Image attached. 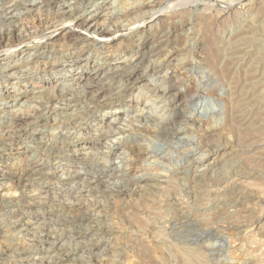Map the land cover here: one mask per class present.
<instances>
[{"label":"rangeland","instance_id":"374dc122","mask_svg":"<svg viewBox=\"0 0 264 264\" xmlns=\"http://www.w3.org/2000/svg\"><path fill=\"white\" fill-rule=\"evenodd\" d=\"M98 1L105 7L112 2L119 5L115 4L119 8H115L116 12L119 10V18L110 27L123 31L121 34L124 35L109 44L91 46L82 52L68 41L67 36H61L63 32L53 39V46L46 48L45 45L38 44L32 36L34 32L46 28L45 33L55 34L64 23L72 19L62 12L58 1L50 7L41 6L17 23H0V121L5 119L3 115L6 113V105L10 106V110L16 111L21 109L22 103L29 101L28 104H32L35 111L33 117L15 120L11 125L2 124L0 127V193L16 196L17 203L13 208L18 210L14 217L9 216L6 203L0 200V264H50L43 247H48L52 241L57 240L62 230L61 221L66 219L77 222L74 229L84 235L80 241L89 244L74 255L75 259H69L64 264H264V59L257 58V45L260 41L253 38L242 43L246 49L240 45V51L230 60L224 57L222 61L214 62V56L211 55L214 54L216 46L211 41V34L217 29L223 32L218 35L221 46H225L224 38H229L228 33L245 22L257 27L261 32L258 31L261 40H264V0H201L198 5L190 0L186 8L176 12L177 15L174 12L164 15L165 23L172 25V31L170 43L162 48L159 56L147 58L126 78L114 81L99 90L100 93L93 95L92 91L101 87L96 83L95 68L101 66L108 70L118 63L134 61V45L160 28L159 20L155 19L156 16H151V0ZM210 1L213 4L209 5ZM231 2H235L234 7L227 6ZM21 9L24 11V7L19 8ZM130 9L135 11L125 17L124 13ZM102 10L99 8L96 11ZM122 14L124 17H121ZM37 17L42 20L41 26L37 24ZM104 17H100V22ZM142 21H145V25ZM16 25L17 29H22L20 31L23 34H28V43L20 45L18 37L1 34L5 28ZM35 53L40 55L37 57ZM168 58V61L172 59L169 67L163 64V60ZM199 60H202V65L192 67L186 73L181 69L180 63ZM13 64L17 66L10 70ZM210 73L216 78L215 83L207 80ZM168 74L174 75L176 91L181 93L180 110L189 114V95L195 89L205 88L206 84L211 83L213 87L202 92L200 98L208 96L214 98V101L221 99L222 113L210 114L194 126L189 121L180 122L178 126L183 128L181 137L190 141L183 143L179 140L180 136L174 138L172 148L168 149L172 151V157L165 155L167 159L144 157L134 162L131 146L127 145L121 150L122 156L99 153L98 150H101V145L106 140L102 131L113 127L109 120H116L115 117L120 116L119 121H124L122 118L128 110V116H132L127 121L130 126L136 122L141 111L160 119L168 116L169 101L174 95L162 100L153 96L148 89L152 84L164 83ZM79 75H83L81 81L75 77ZM70 82L76 83L74 89L79 94L81 91L83 95L84 89L87 96L91 95V98L82 102L81 107L86 110L83 115L80 112L79 116L72 118L74 125L69 122L62 124L64 116H67L66 112L69 113L72 109L64 112L59 107H45L47 98L54 94L58 96L60 88ZM77 83L84 87H78ZM221 88L222 93H219ZM39 90L41 91L37 93ZM112 94L116 97L104 104L106 97ZM100 102L103 106H100ZM243 106H251L252 109L254 107L252 114H246L248 110L242 111L240 107ZM114 109L119 113L109 115ZM39 115L42 116L43 135L46 138L33 139L23 134L21 128L31 124ZM151 131L147 136L153 137L156 134V131ZM59 132L68 134L69 142L55 140ZM206 139L223 145L225 153L217 156L209 153L203 145ZM187 148L196 149L194 157L198 165L195 172L209 169L210 174L215 173L216 180L202 185L199 182L194 183V170L184 178L177 174L184 164L181 160ZM74 150L78 155H75ZM121 157V171L108 168L112 160H121ZM46 162L51 164L48 166L51 169H47L53 173L51 178H43V175L39 178L29 176L27 171L35 170ZM153 162L158 168L148 166ZM75 171L83 173L69 181H63L60 185L56 182V174H73ZM150 172L166 173L171 182H163L160 189L133 184L130 191L122 196L98 192H82L81 196L79 193L94 179L101 184L117 181L121 177L134 182L141 174ZM192 184L205 192L203 199L199 195L201 191L189 189L193 187ZM232 186L240 189V192L242 190L240 197L229 195L228 191ZM15 217L31 220L28 229L21 235L20 232L9 229L10 222L17 220ZM198 219L199 224L191 222ZM99 228L102 229L98 230ZM98 232L100 234H95ZM12 244L20 246L21 252L11 253L9 249ZM207 245H220V251L213 253L208 250Z\"/></svg>","mask_w":264,"mask_h":264},{"label":"bare ground","instance_id":"6f19581e","mask_svg":"<svg viewBox=\"0 0 264 264\" xmlns=\"http://www.w3.org/2000/svg\"><path fill=\"white\" fill-rule=\"evenodd\" d=\"M56 1H58V3H60L62 12L68 14L69 17H72V19L69 22L64 23L63 25L61 24L62 26L57 30V32L55 34L54 33H45L46 30H47V28L44 29V30L43 29H40V30L34 32V34H32V36L34 37V39L36 40V42L38 44H40V45H45V48L46 47H50V45L53 46L52 45L53 39H56L57 34L58 33L59 34L60 33L62 34V32H63V35H61V36H64V37L67 36L68 39H69L68 41L71 42L73 45L77 46L79 48L80 52H82L83 50H85L87 48H90L91 46H97L98 44H109L110 42H112L116 38L120 37V35H122V36L124 35V34H121L123 31L120 32V30L115 29V28L113 30L112 27H110V26H113L115 20H117V18H119V14L117 13L119 10H117V12H116V9H115V8H118V7H115V4L116 3L115 2L114 3L112 2V4H111L112 6L111 5H107V7H105L104 5L102 6L103 3L101 4L98 0H0V23L1 22L17 23L18 21H22V18L25 17L26 15H30L29 13H31V14L34 13L41 6L50 7ZM200 1L201 0H192V2H194L197 5H198V3H200ZM189 2H191V1L190 0H151V4L153 6V10H152L153 12H152V15L151 16L152 17L156 16L155 19H158L159 20L160 28H159V26L157 28H159L160 30L157 29L156 31H152L153 33H151L150 35L148 34L145 37L143 36L144 38L141 39V41H139L138 44H135L134 45L133 52L136 54V58H135L134 61H131L129 63H118L116 65H113V67H111L108 70H104L101 66L100 67L97 66L95 68L96 77H97V79H96L97 82L96 83L99 84L101 87L99 89H97V90H94V91H92V89H91L93 95H95L96 93L98 94L99 90L103 89L105 86L113 83L114 81H120L123 78H126V76L129 75V73L137 65H139L142 62H144L147 58H150V57L155 56V55H158L159 56L160 52L162 51V48L163 47L165 48V46H167L170 43V33L172 31L171 30V26L172 25L170 26V24H166L165 23V19L163 18L164 15H171L172 12L176 13L178 10L186 8L188 6V3ZM208 4L211 5L213 3H211V1H210ZM116 5H118V4H116ZM227 6L234 7L235 6V2H231ZM20 7H24V11L22 9L19 10ZM99 8H102L103 9L102 12L96 11ZM120 10H121V8H120ZM133 10L134 9H130V10L126 11V13H124L125 14L124 16L127 17L129 14H131L132 12L135 11V10L134 11ZM236 11H237V9H236ZM1 12H4V15H1ZM176 15H177V13H176ZM124 16L122 14L121 17H124ZM151 16H150V18H152ZM235 16H236V14H235ZM100 17L101 18L104 17L103 21L101 20L102 22H100V19H101ZM252 17H251V19H252ZM246 18H248V17H246ZM35 19L38 22L37 24H39L41 26L42 20H38L39 19L38 17L35 18ZM249 20H250V18H249ZM250 21H252V20H250ZM142 24L145 25V21H142ZM239 26H241V27L239 28ZM239 26H238V28H235V30L230 29L232 31L230 33H228V34H230L229 38L228 37L227 38L226 37L224 38V39H226L224 41L225 44H223L225 46H221L220 41L218 39V37L220 36L219 35V32L223 33L222 30L219 31L217 29L216 31H213L212 32V34H211V41L214 44L216 43L215 50H213L214 51V54H211L212 56H214L212 58V60H214V62H216V61H218V62L219 61H222V59L224 57L227 58V59H229V60L230 59H233V57L240 51V45H242V43H244V42L247 43V41H250L251 39L253 40V38H255L256 41H260L259 44L257 45V58L258 59H264V40L263 41L261 40L262 37H260L261 36L260 35V33H261L260 30H258L257 27H254V26L250 25L248 22H245V24H243V25L241 23V24H239ZM12 27L13 26H10L7 29L5 28V30H2L1 29L2 30L1 34L2 35H6L7 37H14V36L16 38L18 37V40L17 41H19V44L20 45L25 44V43H28V41H26V39H27L26 37L28 36V34H26V33L23 34L22 31H20L21 28L20 29L19 28L17 29V25L15 27H13V28ZM13 29H16V30H13ZM25 32H26V30H25ZM256 36H258V37L256 38ZM257 39H259V40H257ZM211 45H213V44H211ZM242 46L244 47V45H242ZM247 46H248V44H247ZM251 46H252V44H251ZM253 46H254V44H253ZM252 48L250 47V49H252ZM247 50H249V49H247ZM34 55L38 57L40 54L35 53ZM171 56H172V54L169 56V58ZM9 57H12V56H9ZM169 58L167 60L164 59L163 60L164 62L162 61L163 64H166L168 67L170 66V63L172 61V59L170 61H168ZM201 63H203L202 60H199L198 62H196V61H185L183 63H180V65H181V69H183V71L186 73V71L192 69V67H195L197 65H202ZM223 64H224V62H223ZM16 66L13 64V66L10 67V70H12L13 68H15ZM236 66H237V64H236ZM246 67H248V65ZM153 68H154V70H156V67H153ZM254 71H251V72H254ZM259 73H257V74H259ZM231 74H234V73L231 72ZM242 74H245V73H242ZM83 75H79V76H75V77H77V80L78 81H81L82 78H83ZM228 76H229V74H228ZM240 77H242V76L240 75ZM207 80L210 81L211 83H215L216 82V78L214 77V75L212 73H210V74L207 75ZM211 83L206 84V81H205V84H206L205 85V88H203V87L202 88H197V89H195V91L191 95H189L190 97H189L188 100H189V103L191 104V108H190V113L188 114L186 111L180 110L181 101L179 100V96H180L179 94H181V93H180V91H176V87H175L176 83L174 81V75L168 74L165 77V82L164 83H162L161 85L158 84V83H155V84H152L151 86H149V88H148L149 91L151 92V94L153 96H155L156 98H158V99L160 98V99L164 100V99H168L172 95H174V98L171 99V101H169L170 103L168 102L169 103V109H168V114H167L168 116L163 117V118L160 119V118H157V117L152 116L149 113H145V112H142L141 111V113L137 116L138 118H136L137 119L136 122L132 126H130V125L127 124V121H130V119H131L130 118L131 115L128 116V113H129V110H128L127 111V114L125 116H123V118H122V120H124V121H119V117L120 116H117V117H115L117 121L116 120H112V119L109 120V122L111 123L110 125L113 124V127L110 126L108 129H104V128H103L104 130L102 129L103 130L102 131V135H104V137H105L106 140L101 145V150L102 151L101 150L100 151L98 150V152L99 153H103V154H107V155H110V156L111 155H121L122 156L123 153H122L121 150H123L125 148V145H127V146H131V150L130 151L134 154V155H132V157H133L132 158V161H134V162H137L138 160H140V159H142L144 157L153 158V159L155 157H165L166 158L165 155H170L172 153V151H170L168 149L169 148H172V142L174 141L173 140L174 138H177V137L180 136L179 137V140L181 142H183V143L184 142L189 143V141H190L189 139H185V137H183V136H182L183 138L181 137V135L183 134V128L181 129L178 126L180 122H183V121L187 122V121H189V122H192L190 125H193L194 126L195 123H200L201 121H204V119L205 118H208L210 114L214 115V114H220V113H222L223 103H222L221 99L219 101L218 100L214 101V98L208 97V96H207V98L205 96H204L205 98H200V95L202 94V92H204L206 90H210L213 87L211 85ZM68 84L69 85H66L65 84V86H63L62 88H60L61 90H60V92H59L60 94L58 96L54 94L52 97H48L47 98V102L45 103L46 106L45 105L44 106L47 107V108L49 107L50 109H54V108L55 109H58V107H59L61 109V111L62 110L64 111V110H67V109H72L69 113L66 112L67 116L64 114L65 116H64V118L62 120V124H65V123L69 122L70 125H74L75 123H73V119L72 118L73 117L75 118L80 112L83 115V113L86 110H83L82 109V107H81L82 102H84L88 98H91L90 97L91 95L87 96V93H86V91L84 89H82L83 92H84L83 95H82L81 91H80V94L78 93V91L76 92V90L74 89V84H76V83H71L70 82ZM89 84H92V82H90ZM252 84H253V82H252ZM77 85H79L78 87H80V88H83L84 87L83 84L80 85V83H77ZM38 87H40V86H38ZM253 88H255V87H253ZM248 90H250V88H248ZM40 91L41 90H39L38 92L36 91V92L39 93ZM87 91H89V90H87ZM118 93H121V92H118ZM118 93H116V95H118ZM219 93H222V88L220 89V92ZM241 93L243 94V91ZM116 95H113L112 94V95H109V97L107 96L108 98L106 97V100L104 99L105 100L104 104H108V101L113 100L116 97ZM250 95H249V97H250ZM257 96L258 95L256 94V97ZM247 97H248V95H247ZM215 98L217 99V97H215ZM31 99H32V97H31ZM259 101H263V100H259ZM28 102L22 103L21 104V109L19 108L16 111L15 110H10V108H8L10 106H7L6 105L5 106V108H6L5 112L6 113L3 115V117L5 119L3 121H0V127L2 126V124L3 125H5V124L6 125H11L15 120H19V119L22 120L24 118L25 119L26 118L28 119L30 116L33 117L35 111L33 110L34 108H32L33 106H31L32 104H28ZM251 102H252V100H251ZM31 103H33V102H31ZM100 106H103V104L101 103ZM250 107L251 106H243V107H240V108L242 109V111H247L248 110L246 112V114H247L248 112H251L254 109V107H253V109L250 108ZM255 107L257 108V106H255ZM93 108H95V107H93ZM117 113H119V111L117 109H114L113 111L109 112L108 114L113 116V114L115 115ZM130 113H132V112H130ZM251 114H252V112H251ZM237 120H235V121H237ZM132 121H134V120L132 119ZM231 121H232V118H231ZM42 122H43L42 116L39 115V116L35 117V119L33 121H31V124H27L24 127H22L21 128V131L23 132V134L29 135L33 139H44L46 137L44 136L45 134L43 133V130L44 129H42V128H43V125L44 124ZM239 122L241 123V121H239ZM260 122H261V120H260ZM242 123L244 124V122H242ZM186 124L188 125V123H186ZM77 126H78V124L75 125V127H77ZM196 126L197 125H195V128H198V126L197 127ZM240 129H242V128H240ZM151 130H154V132L156 131V134L153 137L147 136V133L150 132ZM56 135L57 136L55 137V140H58L61 143H67L70 140L68 134H65L64 132H59ZM236 135L238 136V134H236ZM252 139H250V140H252ZM250 140H248V141H250ZM203 145H204V147L207 148V150H208L209 153H211L212 155H215V156H217V154L218 155L219 154H222V153L224 154L225 151H226L225 148L223 147V145L219 144L218 142L211 141V140L205 141V143ZM253 145H255V144H253ZM181 150H182V148H181ZM74 153H75V155H78L77 154V151H75ZM84 153H86V152H84ZM85 155H87V154H85ZM183 155H185V156H184V158H182L183 160H181V161H183L184 164H182V168L179 169L178 172L177 171L176 172H177L178 175H181L184 178V176L188 177V175L191 174L190 172L193 171L197 167L198 161L194 157L196 155V149H189V148H187V149L184 150ZM130 158H131V155H130ZM104 160H105V158H104ZM125 161H127V158H125ZM122 162H123L122 157H121V160H118V158H115L114 160H112L109 163L108 168H113L114 170L119 171L123 167ZM48 164H49V162L42 163L40 166H37L35 168V170H30V171H27V172L30 173L29 176H35L36 178L37 177L39 178V176L41 177L42 175H43L42 176L43 178H51L50 176L53 173L47 171L48 168L51 169L50 167H48L51 164L50 165H48ZM148 166L149 167L158 168V165L155 164L154 162H153V164L152 163H149ZM67 169H69V168H67ZM195 170H194V175H193L194 178H195V180L193 179L194 180V183L199 182L202 185H207L208 182H212L213 180H216V178H214L215 173L213 172L212 174H210L209 173V169L198 170V171H196L197 173L195 172ZM82 173L83 172H81V171H75L73 174L72 173H69V174H65V173L56 174L55 179L57 181L56 180L55 181L58 182L59 185H60V184L63 183V181H69L70 179H73L75 177L80 176ZM168 178L169 177H168V175H166V173L164 174V173H160V172H154V173H151L150 172V173L141 174L139 177H137L134 180V182H132L133 180L131 181V180H129L126 177H121V178H118L117 181H114V182H110V181L107 182L106 181L105 184H101L100 181L94 179V180L91 181V183H88V185L84 186L80 190V192L79 191L78 192L80 193V195L82 194V192H88V193L98 192V193H104V194H109V195L115 194V195H121L122 196V194L125 195L127 192L130 191V187L133 184H135V185H141V186H143L145 188L146 187H154V188L159 187V189H160V187L162 186L161 184L163 182H165V183H170L171 182L170 180H168ZM48 180L51 181V179H48ZM193 184H192V186H193ZM235 186L230 187L228 193H229L230 196H238V197H240V194H241L242 190L240 192V189H238ZM56 187H57V185H56ZM63 188H65V187H63ZM189 189H191L193 191L194 190H199V189L196 188V185H194L193 187H190ZM203 189H204V187H203ZM199 191H201V190H199ZM187 193H190V192L187 191ZM200 194H201V196H200L201 198L203 196H205V192L204 191H201V193H199V195ZM229 198H231V197H229ZM0 200H2L3 202L6 203V206L8 208L7 209V214L9 216H11V217H14V215L16 214V211H18L16 208H13L14 204L17 203L16 196H9V195H4V194L0 193ZM2 204L3 203H1V205ZM15 218H17V217H15ZM18 218H17V220H14V221H11L10 222V225H9L10 228L9 229H12L13 231H17V233L20 232V235H21L22 232L24 233V231H26L28 229L27 227H28V224L31 223V220L28 219V218H26V217H21L20 219H18ZM64 218H66V217H64ZM2 219H3V217H2ZM56 222L59 223L58 220ZM191 222L193 224H196V223H198L200 221L198 219V220L191 221ZM61 223H62V230H60V234H59V237L57 238V240H55L54 242L52 241V243L48 247H45V246L43 247V249L45 250L44 251V254H45V257L47 259V262H49L50 264H64L69 259H75L74 255L77 254V253H79L83 248H85L89 244V242L83 243L82 241H80V239H82V237L84 235L76 232V230L74 229V226H77L76 225L77 224L76 221H74V220L71 221L69 219H66V220H62ZM30 228H32V227H30ZM101 229L102 228H99L98 230H101ZM209 230H212V229H209ZM52 231H53V229H52ZM10 232H12V231H10ZM204 232H205V230H204ZM95 234H100V233L98 232V233H95ZM14 238H15V236L13 237V240H14ZM44 244H45V242H44ZM73 244H76L77 246L74 247ZM6 246H8V245H6ZM37 246L39 247L40 245H37ZM25 247H26V245H25ZM20 249H21L20 246L12 244L10 246V249L9 250H11V253H14V252H21ZM208 250L211 251V252H213V253L219 252L220 251V245H213V246H210L209 245L208 246Z\"/></svg>","mask_w":264,"mask_h":264}]
</instances>
